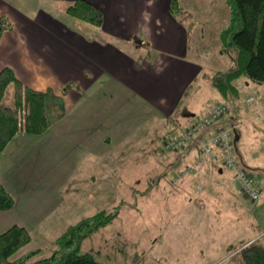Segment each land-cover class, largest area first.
<instances>
[{
	"label": "crops",
	"instance_id": "obj_1",
	"mask_svg": "<svg viewBox=\"0 0 264 264\" xmlns=\"http://www.w3.org/2000/svg\"><path fill=\"white\" fill-rule=\"evenodd\" d=\"M76 1L78 0H0V21L5 24L0 37V71L4 68L11 69L25 87L35 91L52 90L64 103L65 115L51 130L52 133L44 132L41 134L43 139L31 138L26 152L33 154V151H37L34 149L35 145L43 140L44 145L48 141L46 139L50 137L58 135L67 142L69 139L68 153L65 152L63 160L58 156L56 160L59 166H63L68 162L66 157L69 158L71 153H74L72 169L62 170L66 171L64 176L75 180V183L89 174L96 177L102 171V167L99 168L101 164L114 162L116 154L118 157L122 155L123 149L117 153L112 151L111 146L116 138L124 140L137 131L134 137L142 144L147 145L146 141L149 138L158 139L155 125L162 128L164 125L162 122L167 121L166 117L174 114L179 108L193 80H196L195 74L198 70L194 69L193 62L183 61V58L187 59L188 53L185 35L194 27L193 11L188 12L182 7L185 13L183 16L173 13L169 9L170 0H79L101 10L103 21L97 27L66 13L67 6ZM190 18L191 25L187 24ZM163 33H170L172 36L163 40L165 38L160 37ZM182 38L185 43L181 47ZM142 49L152 52L147 56L140 53ZM227 58L230 60L228 56ZM219 72L221 71L212 75V78ZM243 80V83H248L246 85L249 91L256 87L264 91V83L259 85L246 78ZM209 83L208 79L207 87L211 86ZM199 92V89L191 92L190 98L191 100L194 98L193 102L188 103L186 108L179 112L182 122L188 121L187 126L206 116L213 104L204 103L209 100L204 102L201 99L196 100ZM215 93L217 95V92ZM252 94L247 93L240 101L237 99L236 110H229L228 115L221 120V125L235 126L232 138L236 152L238 153L237 147L243 148L244 152L237 154L239 158L237 160L249 174L248 166L264 162V154L255 156L251 152L253 148L258 153L264 152V104L262 102L257 106L254 102L248 103L251 96L260 97V94ZM135 116L139 118L138 125L133 122L135 119L132 118ZM147 119L150 122H145ZM79 120L81 123H78ZM211 131L203 132L199 140L203 141ZM98 137L101 140L100 144H97ZM15 142L16 138L13 139L12 145ZM188 149L190 148L186 150ZM217 150L213 149V152L219 158L217 165L222 167L221 155ZM40 153L44 154L45 151ZM7 154L8 152H4L0 155V181L14 200L15 208L13 211L1 212L0 219L2 216L8 217L10 221L4 223L5 226L18 225L29 231L30 247L24 251L42 246L51 247L50 243L60 234L54 240L48 235L39 238L35 235L34 227L50 228L58 225L60 216L58 206L61 203L58 206L57 204L49 206V210L54 206V209L57 208L52 215L55 216L54 222L49 226H45L43 222L42 225H37L39 222L34 223L28 214H23L24 210L20 213L18 210L20 192L11 191L4 177L7 174L4 167ZM49 154L52 155V151ZM181 159L179 161H182ZM185 159L195 161L196 156L188 152ZM198 165L203 167V163ZM253 170L256 172L253 176L261 175L264 182V167L256 164ZM107 171L112 170L107 168ZM68 172H72L70 174L74 176L70 177ZM202 172L196 174L193 172L190 178L193 186L194 181L197 183L194 186L196 190L205 191L201 195L202 202L213 198L221 200L214 189L220 190V196H228L236 195L237 188V192L242 195L239 183L229 171L226 175L223 172L217 175L203 168ZM253 188L262 200L264 191L255 186ZM190 189V186L184 187L185 191ZM257 203L258 201L251 202L252 205ZM234 204L238 210L232 208L233 212H240L241 204ZM234 204L227 206L233 207ZM218 208L219 203L214 210ZM207 209L209 215H206L209 218L212 215L210 214L212 205H208ZM252 209L264 212V204H257ZM232 210L226 211L230 213ZM201 211L206 213L203 207ZM56 212L59 213L56 215ZM12 213H17L18 219H14ZM229 213L227 217L232 218L235 225L240 223V214L236 216ZM45 214V219L50 216L49 212ZM31 215L35 216L36 213ZM263 216L264 213H261V217ZM171 224L169 227L172 234L169 236L172 237L168 241L172 244V250L169 255L154 253L148 261L138 264H216L232 249L238 247L233 253L237 254L243 243L253 242L264 247V241L263 243L261 241V237L264 236L263 225H258L252 237L241 238L240 235H234L226 238L209 232L205 234L204 229L200 227L203 224L202 227L215 228L219 223L214 218L211 221L176 220ZM196 228L197 234L194 233ZM161 233L166 237L167 231ZM163 236L160 235V238ZM155 241H158V237ZM40 242L42 246L33 247V243L41 244ZM44 243L47 245H43ZM43 256L48 254L43 253L40 257ZM16 257L20 255L15 254L14 258ZM107 262L101 263L114 264L109 256Z\"/></svg>",
	"mask_w": 264,
	"mask_h": 264
},
{
	"label": "rangeland",
	"instance_id": "obj_2",
	"mask_svg": "<svg viewBox=\"0 0 264 264\" xmlns=\"http://www.w3.org/2000/svg\"><path fill=\"white\" fill-rule=\"evenodd\" d=\"M178 4L181 7L180 12H177L178 15L183 16L185 14L183 8H186L188 12L193 11L192 19L194 27L192 30H189V34L185 35L188 53L187 59L184 60L183 58V61L193 62L194 69H198L195 74L197 78L193 80L188 93L180 102L179 108L174 114L166 117L167 121L165 123L162 122L164 124L163 127L159 128L157 127L159 125H155L158 139L149 138L146 141L147 145L142 144L134 137L137 131L124 140L116 138L111 146L112 151L117 153L123 149L122 155L118 157V154H116L114 162L98 164L100 165L99 168L102 167V171L96 177L89 174L80 180L78 179L76 184L75 180L72 181L71 178L65 177L66 171L62 170L63 168L65 170L72 169L74 153H71L69 158L66 157L68 162L64 163L63 166H59L56 160L57 156L63 160L65 152L68 153L69 139L67 142L63 137L59 138L58 135L50 137L46 139L48 141L44 145V140L38 142L34 147L37 151H33V154L26 152L31 138L43 139L41 134L44 132L38 135L30 132L32 122L24 118L27 115V111H29V104L27 102L23 104L24 106L20 110V123L24 126L25 130L17 133L13 137V139L16 138V142L12 145V139L8 145L9 147H7L8 149L3 151V153L8 152L4 159V167L7 172L4 177L6 178L7 187L11 191L16 192L18 190L20 192L19 212L22 213L24 210L23 214H28L34 223L39 222L37 225H42L43 222L45 226H49L50 223H53L55 216L52 215L57 208L54 209V206L49 210V206H53L54 204L58 206L61 203L58 206L60 210L58 225H53L50 228L34 227L35 235L39 236V238H44L48 235L50 239L54 240L57 235H61L62 232L83 218L91 217L99 211H117L116 217L108 225L93 232L89 237L80 242L79 251L80 253H90L99 262L103 263H108L107 256H109L114 264H138L148 261L153 257L154 253L168 254L172 250V244L168 241L172 237L169 236L172 234L169 225L176 220L209 219L211 221L214 218L219 223L215 228L202 227L203 224L200 227L204 229L205 234L209 232V234L220 235L226 238H231L234 235H240L241 238L252 237L257 231L258 225L264 226V216L261 217V213L264 212L252 209L257 204H264V195L262 200L260 198L257 204L252 205L250 200L237 192V188L236 195L232 194L228 196H220V190L214 189L217 197L221 200L218 201V199L213 198V200L209 199L202 202L201 195L205 191L194 188L197 183L194 181V186L192 185L193 181H190L192 177L191 173H203L202 169L208 168L213 173L219 174L217 173V168L219 167L217 165L218 158L216 161L212 160L213 150L210 155H207L193 149L186 150L190 145L176 152L164 151L163 149L165 140L176 138L179 133L191 125L187 126L188 121L182 122V117L179 116V112L184 110L188 103L193 102L194 98L193 100L190 98L191 92L199 89L200 92L195 98L196 100L201 99L203 102L204 100H209V102L205 101V104L221 102V99L215 93V88L212 89V75L218 71L224 72L232 65V61L227 58L228 55L220 54L219 52L221 45L219 33L222 27L227 24L229 16L226 0H179ZM191 21L190 18L187 24L191 25ZM171 36L172 34L170 33H163L160 37L165 38L163 40H167V37ZM184 43L185 41L182 38L181 47ZM142 50L140 53L147 56L152 52L147 49L145 51L144 49ZM182 51L183 49L180 52ZM244 78L246 77L243 76L238 81L241 97L247 95V93L248 95L251 93H253L252 95L260 94L259 98L257 96L248 98L251 99V101L247 99L248 103L254 102L257 106L262 104V102L264 104L263 89L261 88L260 91V87H256L254 90L250 89L249 91L246 85L248 83H243ZM208 79L210 80V87H207ZM229 110L228 108L225 116L228 115ZM132 119H135L133 122L136 125L140 124L137 116ZM59 121L49 127L45 133L51 132ZM145 122L148 123L150 121L147 119ZM78 123H81L80 120ZM212 132L213 130L208 136ZM199 142L196 139L193 146L197 147ZM100 143L101 140L98 137L97 144ZM99 148H102V144ZM237 148L239 154H244L243 148ZM40 151H45V153L42 154ZM50 151H52V155L49 154ZM188 152L195 154V161L193 159L186 161L185 157ZM251 152L255 156L264 154V152H256L255 148ZM238 153L234 151L236 158L239 160ZM180 158H182V161H179ZM200 163H203V167L198 165ZM220 164L222 172L225 175L228 174L227 171L229 170L224 167L222 160ZM256 164L264 167V162ZM256 164L248 166L250 171V174L248 173L249 180H251L252 186L264 191L262 176L258 177L256 175L254 177L256 172L253 168L256 167ZM75 166H77L76 163ZM82 168L86 167L82 166ZM107 168H111L112 171H107ZM229 172L232 173L231 171ZM183 174H185V178H183ZM73 176L70 174V177ZM189 182L190 184H188ZM189 186L191 189L185 191L184 187ZM233 202L241 204L242 209L240 212H233L232 208L238 210ZM218 203L220 208L214 210ZM197 204H201L200 206L206 210L205 214L201 211L202 207L197 206ZM232 204H234L233 207L227 206ZM208 205H212L210 211L212 215L209 218H207L209 215ZM14 206L15 202L13 207L8 211H13ZM228 209L229 211L232 210V212L226 211ZM45 211L49 212L50 215L46 219ZM35 213V216L31 215ZM58 213L56 212V215ZM228 213L235 214L236 216L240 214V223L235 225L232 218L227 217ZM12 217L18 219L17 213H12ZM40 218L41 221H39ZM9 221L10 218H3L2 216V219H0V234L8 227L4 223ZM168 222L169 224H167ZM163 231H167L165 236L168 238L163 236L161 233ZM194 233H198L197 228L194 230ZM160 235L161 237L163 236L162 239ZM157 237L158 241H155ZM261 241L263 243L264 236L263 238L261 237ZM40 243H33V247L37 245L42 246V242ZM250 244L257 243H243L237 254L234 255L233 253L238 247L232 249L224 259H221L216 264H242L240 252ZM43 245L47 244L44 243ZM42 247L41 252L33 259H38L43 253L49 255L53 249L50 246ZM49 248H51L50 251H48ZM24 250L25 248L19 250L16 255H21Z\"/></svg>",
	"mask_w": 264,
	"mask_h": 264
},
{
	"label": "trees",
	"instance_id": "obj_3",
	"mask_svg": "<svg viewBox=\"0 0 264 264\" xmlns=\"http://www.w3.org/2000/svg\"><path fill=\"white\" fill-rule=\"evenodd\" d=\"M226 3L229 16L227 24L219 33V52L228 55L232 65L216 74L212 84L221 102L230 110H236V100H242L239 79L244 76L259 85L264 82V0H226ZM169 9L177 13L181 7L177 0H170ZM66 13L92 26L99 27L103 21L101 10L85 1L78 0L70 4ZM4 29L5 24L0 21V37ZM25 102L29 104V111L24 118L32 122L30 132L37 135L48 130L65 115L63 100L54 95L52 90H31L16 78L11 69H2L0 154L17 133L25 130L20 123V110ZM200 135L196 138L197 142L201 141ZM187 148L198 152L196 146ZM221 172L222 167H218L217 173ZM13 205L14 200L0 181V213L10 210ZM116 212L99 211L91 217L83 218L51 243L53 249L48 256L38 259L33 258L41 252V248L27 249L20 257L14 258L19 250L30 247L31 235L26 228L12 225L0 234V264H102L92 254L80 253V242L108 225L116 217ZM240 257L242 264H264V247L250 244L240 252Z\"/></svg>",
	"mask_w": 264,
	"mask_h": 264
},
{
	"label": "built area",
	"instance_id": "obj_4",
	"mask_svg": "<svg viewBox=\"0 0 264 264\" xmlns=\"http://www.w3.org/2000/svg\"><path fill=\"white\" fill-rule=\"evenodd\" d=\"M249 101H251V99H249ZM227 112L228 107L225 104H213L205 117L186 127L176 138L165 140L163 149L164 151L176 152L183 147L194 144L195 138L204 130L213 129L210 136L198 143V151L210 155L213 148H218L222 152L224 167L234 173V177L240 185L243 196L251 201H256L259 198V194L253 188L248 173L244 168L239 166L234 155V147L231 140L234 126L230 125L228 127H223L220 125L221 119ZM212 160H217V156L214 153L212 155Z\"/></svg>",
	"mask_w": 264,
	"mask_h": 264
},
{
	"label": "bare ground",
	"instance_id": "obj_5",
	"mask_svg": "<svg viewBox=\"0 0 264 264\" xmlns=\"http://www.w3.org/2000/svg\"><path fill=\"white\" fill-rule=\"evenodd\" d=\"M217 103H222V102H217ZM224 104V103H223ZM227 106V105H226ZM234 126V125H233ZM235 130V126H234V128H233V131ZM233 131H232V135H233ZM201 142V141H200ZM232 143H233V147L235 148V144H234V140H233V138H232ZM190 146H193V144H191ZM260 199V196H259V198L256 200V201H258ZM249 200V199H248ZM251 201V200H250ZM256 201H251V202H256Z\"/></svg>",
	"mask_w": 264,
	"mask_h": 264
}]
</instances>
